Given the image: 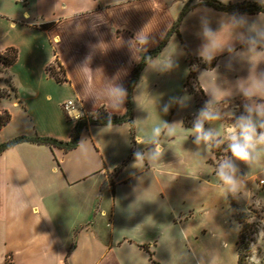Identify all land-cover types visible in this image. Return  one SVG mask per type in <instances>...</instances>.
<instances>
[{
    "label": "crops",
    "instance_id": "obj_1",
    "mask_svg": "<svg viewBox=\"0 0 264 264\" xmlns=\"http://www.w3.org/2000/svg\"><path fill=\"white\" fill-rule=\"evenodd\" d=\"M188 1L0 0V51H17L0 75V90L10 89L0 113L11 115L4 128L17 121V137L69 142L80 119L126 115L137 66L179 21L139 72L132 121L88 124L69 151L22 142L0 153V264H153L151 257L207 264L209 248H228L220 231L199 221L207 212L188 205L195 192L170 186L161 163L183 137L195 187L226 185L210 140L247 124L229 128L230 110L186 123L201 112L187 84L194 70L208 105L264 108V12L200 4L183 14ZM219 1L264 7V0ZM209 61L214 67L204 68ZM54 63L63 82L48 71ZM70 100L76 109L66 113ZM198 163L208 167L205 177L195 173ZM235 252L238 264L237 241Z\"/></svg>",
    "mask_w": 264,
    "mask_h": 264
},
{
    "label": "rangeland",
    "instance_id": "obj_2",
    "mask_svg": "<svg viewBox=\"0 0 264 264\" xmlns=\"http://www.w3.org/2000/svg\"><path fill=\"white\" fill-rule=\"evenodd\" d=\"M51 66L57 68V63ZM4 71L6 70L0 71V75L1 73L3 75ZM187 87L195 93L201 111L196 116L188 117L187 123L202 125V120L206 117L230 110L232 114L224 117L229 128L230 125H238L241 121L247 124L243 127L251 128V140L247 142L250 146L246 148L248 159L242 160L233 156L230 147L234 142L233 137L235 142L245 143L242 135L243 128L226 130L224 140L214 138L216 144L223 146V156L215 158L213 163L223 173L222 177L227 175L230 178L224 187L223 184L216 186L212 183L197 188L195 181L190 179L192 177L189 175L190 166L195 161L190 147L181 137L179 144L170 149L169 157L161 163L167 173V180L173 188L189 187L195 192V199L189 201L188 205L200 214L206 211V214L202 213L199 221H206L209 229L220 231L219 242L225 241L228 244V248L213 246L217 253L214 248H209L207 264H237L236 241L241 255L245 256L246 264H264V108L262 106L253 108L251 105H242V103L229 107L210 106L202 98L196 81L190 80ZM0 94L10 95V89L0 90ZM256 116L259 117L257 123L254 119ZM19 131L16 120L1 129L0 145L17 137ZM203 139L204 137H198L199 147L204 145ZM204 153V151L198 152L200 156ZM196 165H198L196 169L200 172L195 173L205 177L208 167L200 163ZM229 170H231V176ZM202 205L205 209L199 208L203 207Z\"/></svg>",
    "mask_w": 264,
    "mask_h": 264
},
{
    "label": "trees",
    "instance_id": "obj_3",
    "mask_svg": "<svg viewBox=\"0 0 264 264\" xmlns=\"http://www.w3.org/2000/svg\"><path fill=\"white\" fill-rule=\"evenodd\" d=\"M207 5L211 6L217 10L220 11H229L232 13H247V14H254L258 12H264V7L254 4V3H242V4H224L220 2L219 0H189L186 3V6L184 8L183 14L191 9L192 7H195L197 5ZM178 25L179 21L172 27L170 32L167 34L165 40L162 42V44L152 52L147 53L141 63L137 66L133 82L130 85L129 92H128V111L126 115L124 116H116V115H109L106 112L102 111L99 113L98 118L93 119H80L76 122L74 130H73V135L72 139L69 142H64V141H59L53 138H42L39 136L35 137H26V136H21L17 137L13 140H10L2 145H0V153L8 148H11L19 143L22 142H32V143H37V144H44L47 146H50L51 148L56 147L63 149L65 151L72 150L78 146L79 139L81 132L84 128L88 126V124L91 125H108V124H122L124 122H130L132 121V115H133V110H132V105H131V94L132 90L134 87V83L136 82L139 72L144 68V66L152 59L154 58L161 50L162 48L167 44L170 36L172 33L177 32L178 33ZM17 60V51L13 48L6 50L5 52L0 51V71L7 70L9 67H11ZM215 65L214 61H209V62H203L202 66L207 69L213 68ZM58 68V69H57ZM57 68L54 66H50L48 68V71L52 77H54L58 82H63L64 81V75L62 74V68L60 64L57 63ZM194 80L197 82V77L194 72V70H191L189 81ZM188 81V82H189ZM4 95L0 94V98L3 97ZM11 120V115L8 112H3L0 113V129L4 128ZM187 123V121H186ZM191 125V124H189ZM194 125V124H192ZM217 142L214 139L210 140V144L212 146V149L216 156L222 157L223 152L222 148L223 146H220L216 144ZM143 248H146V246H142ZM151 260L153 264H157L151 257ZM238 264H246L245 262V256L241 255L239 248H238Z\"/></svg>",
    "mask_w": 264,
    "mask_h": 264
},
{
    "label": "clouds",
    "instance_id": "obj_4",
    "mask_svg": "<svg viewBox=\"0 0 264 264\" xmlns=\"http://www.w3.org/2000/svg\"><path fill=\"white\" fill-rule=\"evenodd\" d=\"M197 131H199V126L197 127ZM251 128L250 127H243V140L245 143L241 144L239 142H235V137H233V143L231 144V150L234 156H236L239 159L247 160L248 159V153L246 151V148H248L250 145L247 143L251 140ZM223 175V173H222ZM225 180H229V177L225 175Z\"/></svg>",
    "mask_w": 264,
    "mask_h": 264
},
{
    "label": "built area",
    "instance_id": "obj_5",
    "mask_svg": "<svg viewBox=\"0 0 264 264\" xmlns=\"http://www.w3.org/2000/svg\"><path fill=\"white\" fill-rule=\"evenodd\" d=\"M18 2H24L25 0H17ZM63 109L66 113H70L76 109L74 101L70 100L63 104Z\"/></svg>",
    "mask_w": 264,
    "mask_h": 264
}]
</instances>
